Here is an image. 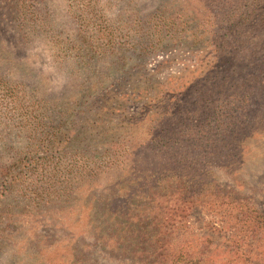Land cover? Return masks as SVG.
I'll return each instance as SVG.
<instances>
[{
	"label": "rangeland",
	"instance_id": "obj_1",
	"mask_svg": "<svg viewBox=\"0 0 264 264\" xmlns=\"http://www.w3.org/2000/svg\"><path fill=\"white\" fill-rule=\"evenodd\" d=\"M263 71L264 0H0V214L18 215L0 264H41L45 241L88 225L67 230L60 209L76 199L49 198L72 189L80 207L92 187L151 181L157 164L216 174L219 196L175 238L209 246L208 264H246L234 247L254 238L234 230L264 213ZM231 133L248 135L236 159ZM109 150L128 154L125 172ZM92 251L88 264H119ZM252 255L264 264V240Z\"/></svg>",
	"mask_w": 264,
	"mask_h": 264
},
{
	"label": "trees",
	"instance_id": "obj_2",
	"mask_svg": "<svg viewBox=\"0 0 264 264\" xmlns=\"http://www.w3.org/2000/svg\"><path fill=\"white\" fill-rule=\"evenodd\" d=\"M258 89H262L260 93L262 98L258 102L264 106V81ZM248 112L249 117H251V111ZM234 119H238V116H235ZM238 121L245 124L241 115ZM237 123L235 122V125ZM80 136L81 134H74L68 142H73L78 138L80 141ZM247 139L248 135L245 133H231L232 159H236L240 155V151H236L238 147L233 144L243 143ZM84 140L89 142V138L84 137ZM204 153L219 157L222 150L211 149L205 150ZM103 154L113 160L112 164L108 166L109 169L117 168V170L120 169L121 172H125L127 164H118L121 161V156L127 157L128 154L120 156L121 153L111 154L110 150ZM129 155L132 156V154ZM224 156L226 157L225 152ZM101 157L103 158V155ZM166 167L162 164L155 165V175L153 177L148 176L147 180H152L145 184H140L134 178L122 179L120 184L110 189L106 195L100 196L98 191L93 187L91 190L89 187L90 193L86 199L87 202L80 207H77L79 197H74L78 192H74L72 189L62 195L49 198V203L52 202L53 204L57 203L56 201L62 200L64 203L76 199L75 203L69 205L68 208L62 206L60 209V214H64L59 220L65 224L67 230L72 229V225L79 222L86 221L88 225L77 226L76 232L70 233L67 240L54 243H51V240L45 241L37 252L41 258V264H88V257L92 255L94 248L119 264H208L206 258L209 254L204 253L209 251V246L196 239L181 241L175 236L177 233L183 236L184 232L189 231L190 221L188 219L191 210L199 209V205L205 203L201 202V199L208 198L210 194L219 196L218 177L206 167L197 170L193 176L188 174L181 176L175 174L171 169H166ZM180 169V167H174L177 173L180 172ZM240 186H243L241 181L235 183L231 191L235 192L234 189H239ZM142 190H145L146 193H142ZM90 203H100L101 205L97 213V217L101 218L100 222L96 224L97 229L90 224L93 220V207L89 206L88 210L86 207ZM51 207L55 206L52 205ZM118 208L122 209L118 210ZM250 209L249 220L241 228L234 231L243 234L249 232L254 240L246 247L236 244L240 247L236 246L234 249L237 250L235 254L241 256L243 263L256 264L259 259L254 257L252 253L264 240V213L256 208ZM202 210L204 211L203 208ZM69 211L74 212L69 214ZM112 213L113 218L110 217ZM206 214L211 215L210 212H206ZM17 216L15 214H0V259L4 255L7 243L14 239L12 233L15 229L12 228V221L9 217L15 218ZM70 216L72 217L71 224H69ZM169 226L172 227L168 230ZM89 237L93 241L92 246L87 243ZM18 252L16 251V253Z\"/></svg>",
	"mask_w": 264,
	"mask_h": 264
}]
</instances>
